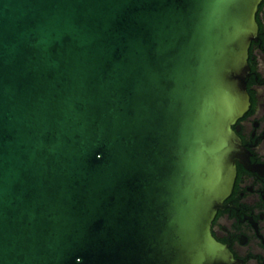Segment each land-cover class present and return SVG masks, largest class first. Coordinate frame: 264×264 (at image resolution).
I'll return each mask as SVG.
<instances>
[{"label": "water", "instance_id": "95a60500", "mask_svg": "<svg viewBox=\"0 0 264 264\" xmlns=\"http://www.w3.org/2000/svg\"><path fill=\"white\" fill-rule=\"evenodd\" d=\"M260 2L0 0V264H238Z\"/></svg>", "mask_w": 264, "mask_h": 264}, {"label": "flooded vegetation", "instance_id": "af4514ba", "mask_svg": "<svg viewBox=\"0 0 264 264\" xmlns=\"http://www.w3.org/2000/svg\"><path fill=\"white\" fill-rule=\"evenodd\" d=\"M255 19L256 36L248 46L245 78L249 104L232 125L237 138L236 174L210 230L238 264H264V0Z\"/></svg>", "mask_w": 264, "mask_h": 264}]
</instances>
